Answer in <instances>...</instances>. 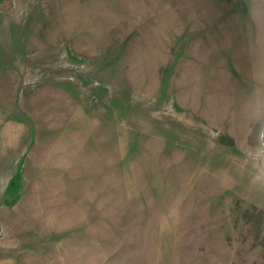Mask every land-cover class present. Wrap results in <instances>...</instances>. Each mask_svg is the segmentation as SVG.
Wrapping results in <instances>:
<instances>
[{"label": "rangeland", "instance_id": "1", "mask_svg": "<svg viewBox=\"0 0 264 264\" xmlns=\"http://www.w3.org/2000/svg\"><path fill=\"white\" fill-rule=\"evenodd\" d=\"M262 154L264 0H0V264H264Z\"/></svg>", "mask_w": 264, "mask_h": 264}, {"label": "clouds", "instance_id": "2", "mask_svg": "<svg viewBox=\"0 0 264 264\" xmlns=\"http://www.w3.org/2000/svg\"><path fill=\"white\" fill-rule=\"evenodd\" d=\"M264 156V154H262ZM253 180L258 184H264V170H258Z\"/></svg>", "mask_w": 264, "mask_h": 264}, {"label": "trees", "instance_id": "3", "mask_svg": "<svg viewBox=\"0 0 264 264\" xmlns=\"http://www.w3.org/2000/svg\"><path fill=\"white\" fill-rule=\"evenodd\" d=\"M241 3H242V1H240ZM240 10H241V8H240Z\"/></svg>", "mask_w": 264, "mask_h": 264}]
</instances>
